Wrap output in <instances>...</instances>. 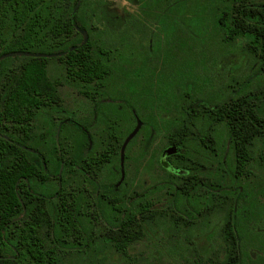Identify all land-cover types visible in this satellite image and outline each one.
Instances as JSON below:
<instances>
[{"label": "trees", "instance_id": "obj_1", "mask_svg": "<svg viewBox=\"0 0 264 264\" xmlns=\"http://www.w3.org/2000/svg\"><path fill=\"white\" fill-rule=\"evenodd\" d=\"M221 1V6H212L216 3L213 0L208 14L197 19L201 26L194 29L195 34L208 33L211 22L220 40L228 45L229 53L237 50L234 47L238 39H243L244 51L238 48L243 51L238 62L227 68L226 94L214 100L217 105L204 112L203 120L188 115L186 122L181 124L183 135L179 143L181 152L187 148L188 153L190 147L197 145L190 133L193 127L205 130L208 126L212 131L208 147L217 168L212 171L210 183L211 213L213 216L218 213L216 227L222 239L223 253L216 260L198 259L195 264H245L247 250L242 222L249 221L250 213L247 201L241 202L240 197L252 194L247 175L257 143L264 150V0ZM103 4L104 0H0V56L17 51L32 53L29 56L12 54L0 59V264H77L76 259L82 258L87 248L97 242L125 253L143 236L142 221L149 223L155 218L151 213L154 203L151 197L158 193L154 190L146 196L131 195V199L122 186L114 188L109 181L97 186L90 177L87 180L91 191L80 190L78 173L83 166H89L88 173L110 163L119 167L120 147L132 122L123 125L122 129L111 122L107 132L110 134L103 138H87L75 130L65 133L62 125L59 148L55 141L56 113L60 109L59 81L49 77V61L59 62L65 81L71 78V83L75 84L82 76L84 83L108 85L114 77L111 73L113 57L117 62L125 60L123 55L130 50L126 31L115 35L108 30V23L101 28L97 22L108 21ZM79 29L87 32L85 44H82ZM245 59L250 61V72L244 79H238L235 72ZM250 73L256 75L246 81ZM114 75L124 86H130L129 75ZM185 75H178L181 79L179 91L165 85L163 90L156 89L148 97L182 100V82L187 81ZM258 77L261 79L257 80ZM195 78V85L197 81L201 87L209 85L208 82L201 84L199 78ZM134 89L132 86L131 91ZM194 92L195 96L189 97V102L199 98L198 90ZM226 98L228 100L223 102ZM161 113L170 116L171 106L166 104L161 108L158 120L149 119L144 124L150 131L149 137L141 139L139 144L141 150L146 147L145 153L149 152L158 134H171L169 124L172 121L161 119ZM139 133L126 145L124 163ZM171 139L168 137L169 143ZM204 143L206 141L200 146ZM100 146L104 150H99ZM32 149H39L40 153L35 154ZM42 161L53 175L62 166L61 187H58L57 178H52L50 190H42L40 198L32 199L20 190H27V183L31 184ZM181 165L188 168L186 182L174 188L173 179L168 178L166 184L169 187H163V190L168 201L166 212L186 221L189 219L177 215L174 205L187 209V204H198L205 191L198 183L199 171L194 161L182 159ZM191 181H196L194 186ZM17 215L18 226L14 220Z\"/></svg>", "mask_w": 264, "mask_h": 264}, {"label": "rangeland", "instance_id": "obj_2", "mask_svg": "<svg viewBox=\"0 0 264 264\" xmlns=\"http://www.w3.org/2000/svg\"><path fill=\"white\" fill-rule=\"evenodd\" d=\"M212 1L182 0L184 4H181L180 0H104L103 7L108 21L97 22L101 28L103 24L108 23V30L115 35L126 31L129 34L127 39L130 41L131 51L142 52L150 49L152 52H159L157 56L153 54L149 62H146V83L151 85L152 92L155 91L156 84L167 82L162 81L169 79L173 70L178 75L192 73L199 78L201 84L208 82L209 86L202 87L208 89L212 84L215 86L221 81L217 70L220 53L223 52L226 56L225 62L228 68L238 62L240 54L244 51L243 39H238L234 49L239 48L243 51L234 50L229 53L228 45L220 40V35L216 32L217 29L212 27L211 22L208 23L210 26L209 29V26L207 27L208 33L201 36L195 34L194 29L201 26L198 24L200 20L197 19L208 14L207 9ZM214 1L216 3L212 6H221V0ZM111 18H120L121 22L115 23L113 20L115 23L113 25L109 20ZM189 24L191 25L188 27ZM128 52L129 50L125 54L127 55ZM245 58L247 59L248 56ZM246 59L235 72L238 79H244L250 72V61ZM138 65L139 61L135 60L133 66ZM227 68L223 72L225 75ZM251 69L253 70V67ZM61 71L59 62L51 59L48 63V75L51 80L59 81L57 94L60 103L65 100L66 107L75 110L78 97L69 85L72 82L71 78L65 81L66 76ZM252 75L256 74L250 73L248 78L253 77ZM116 76L114 75L110 83L111 87L117 89L121 79ZM260 79L261 77L257 78ZM169 125L172 131L174 122ZM168 137H172V134L161 132L157 135L155 143L147 152L150 155L149 158L147 156V162L138 158L142 148L139 145L140 136L136 138L127 152V162L124 163L130 190L140 191L161 179L163 173L158 168L157 162L162 148L168 143ZM253 153L247 175L252 190V194L247 199L250 217L242 229L247 250L245 264H264V192L261 193L264 189V150L257 143ZM260 153H263L262 157L258 156ZM167 207L168 204L164 200L154 201L151 213L155 218L149 223L142 221L143 236L132 243L125 253L117 252L111 246L97 242L87 248V253L75 262L77 264H195L198 259L216 260L222 257L223 252L220 248L222 239L216 227L218 213L214 216L208 214L195 221H183L176 219L179 218L178 216L166 212Z\"/></svg>", "mask_w": 264, "mask_h": 264}, {"label": "flooded vegetation", "instance_id": "obj_3", "mask_svg": "<svg viewBox=\"0 0 264 264\" xmlns=\"http://www.w3.org/2000/svg\"><path fill=\"white\" fill-rule=\"evenodd\" d=\"M113 20L115 21V23H117V21L121 22L120 18H111L110 21H112L113 25L115 24ZM153 54L157 56L159 52H152V50L135 52L129 50L128 54H125L124 56L125 60H120L119 62H117L115 57H113L111 63L114 66L111 69V73L113 74V76L115 73H124L129 75L128 79L132 81L128 82L130 85L129 87L124 86L122 83L118 85L119 88L117 89L116 87H111V83H109L108 85L100 83L87 84L84 83V79L82 78V76L79 77L78 83H70V87L73 88L75 95L78 97V104L76 106L77 108L75 110L67 108L65 105V100H62V102L60 103V109H58L56 113V119L58 121L56 133L58 131V133L60 134V130L63 125L65 133L67 132V130H75L77 134L84 135L87 138H91L92 136L103 138L106 135L110 134H107V132L110 129L109 124L111 122L117 123L119 129H122L123 125L132 122L133 125H130L129 130V132H131L139 121L140 127L137 133L140 132V140L147 139V137H149L150 131L146 130L144 124L147 123L149 119L158 120L161 108L168 104V106H171L172 114L169 116V114L163 115V113H161L160 115H162L163 117L161 119L174 122V127L171 131L172 142H168L167 145L162 148L159 154L160 157L158 159L157 165L163 173L161 179L153 184L145 186L140 191H135L134 189L130 190L129 183L126 180L127 174L124 162L121 169L119 161V167H116L114 163L105 164L98 171L93 168L92 173H88L89 166H83V168H81L78 173L81 182L80 190H82L83 192L91 191L90 182L87 180V177H90L89 179L93 180L97 186H99L100 184L103 185V183L107 181L111 182L114 185V188H119L120 186H122L123 190H126L128 198L130 197L131 199L139 194H144L146 196L154 190L158 194L154 197H151V201L164 200L165 202H168L167 197L165 196V191L163 190V187H169V185L166 184V182H169L168 178L173 179L172 185L174 188H178L180 183L186 182L188 168L183 165L180 166V161L182 159H192L196 164V170L199 171L198 183L203 185V191H205V193L201 197L202 199H199L198 204L194 203L193 206L187 204V209L183 208V206L175 205L174 208L177 211V215L181 214L182 217L188 218L190 221H195L201 219L202 217H206V215L208 214H212L211 199L213 196L211 195L210 183L212 179V171L217 168V165H215L216 163L213 161L210 147H208L212 138V131L210 130V127L206 126L205 130H199L193 127V131H191L190 133L192 137L196 139V144L198 146L196 145V147H190V151L187 153V148H184V151L181 152V145L179 144L180 138L183 135L181 131V124L183 122H186V120L188 119V115H191V117L192 115H195L199 117V120H203L204 112L210 111L212 107L217 105L216 103H214V100H217V98L226 94L227 79L225 78L227 74H223L224 70H226L227 68L225 62L226 56L223 55V53L221 54L219 59L220 64L217 66L218 74L220 75L219 78L221 80L219 84H216L215 86H213L212 84L211 88L203 89L198 81L196 82V85L194 84L196 78L192 75V73H186L184 77L187 76V81L184 80L182 82V86L184 87V89L182 90L183 99L181 100L175 97V99L171 100L148 97L149 94H152V90L150 87L151 85H147L146 83V62H149V58L153 56ZM135 60L139 61L138 66H133ZM175 74L178 75V73H175V71L173 70V72L171 73V77L162 81L167 82H165L164 84H156L154 90H163L165 85H170L173 88L177 89V91H179L181 79H179L177 75L175 76ZM191 77H193V79ZM132 86L133 88H135L134 92L131 91ZM194 88L197 89L199 94L202 95H199L198 99L189 102V97L195 96L196 92L193 93V91L195 90ZM121 93H123V96H121ZM204 93L205 95H203ZM110 131L114 133V129H111ZM144 141L146 143L147 140ZM205 141L206 143L204 144L207 146L203 145V147H201L200 145ZM172 146L175 147L174 152L170 154L164 153L167 148ZM101 149L102 148L100 146L99 150ZM145 149L146 147L144 146V149L140 151L138 158L145 159V162H147V156L149 158L150 155L145 153ZM32 150L35 152V154L40 153L39 149ZM39 158L42 160V157L39 156ZM17 166L18 164H15V167ZM61 170H63L62 166H60L59 172L56 175H53L47 169L46 163L42 161L41 169L35 170L31 184L27 183V190L21 189L20 191L29 194V198H40L39 193H41L42 190H50V181L55 177L58 180V187L60 188ZM201 174L203 175V181H201ZM192 177H194V175H192ZM64 179L66 180V176ZM191 182L192 186H194L196 183V181ZM160 187L161 189L160 191H158ZM34 188L37 190H34ZM63 191L64 193H66V188H64ZM131 195L133 197H131ZM218 196L223 198L222 195ZM247 199L248 196L240 197L241 202H245V200L247 201ZM16 211L18 212L17 206ZM14 220L16 221V226H18L19 216L17 215ZM242 223L244 226L245 224H247V221L245 222V224L244 222ZM16 229H18V227Z\"/></svg>", "mask_w": 264, "mask_h": 264}, {"label": "water", "instance_id": "obj_4", "mask_svg": "<svg viewBox=\"0 0 264 264\" xmlns=\"http://www.w3.org/2000/svg\"><path fill=\"white\" fill-rule=\"evenodd\" d=\"M80 33L82 34V44H85L86 41H87V32L85 30H82V29H79ZM12 54H16V55H25V56H29V55H32V53L30 52H25V51H17V52H12V53H4L0 56V59L1 58H4L8 55H12ZM36 55H40V54H36ZM56 54H52V56H54ZM251 78V77H250ZM250 78L246 79V81H248ZM226 100H228V98H226L223 102H225ZM140 127V122L138 121L136 126L133 128V130L131 132H129L127 134V136L125 137V139L123 140L122 144H121V147H120V153H119V158H120V165H121V169L123 167V162H124V150H125V147L126 145L128 144V142L134 137V135L137 133L138 129ZM55 141L57 143V147L59 148V133L57 131L56 133V137H55ZM30 149V148H28ZM175 151V147H169L167 148L164 153H167V154H170L172 152ZM122 175H123V170H122Z\"/></svg>", "mask_w": 264, "mask_h": 264}]
</instances>
